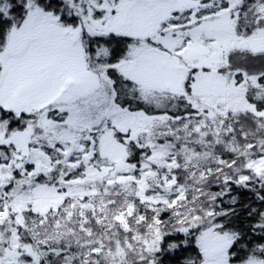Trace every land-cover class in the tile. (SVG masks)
<instances>
[{
  "label": "snow or ice",
  "instance_id": "1",
  "mask_svg": "<svg viewBox=\"0 0 264 264\" xmlns=\"http://www.w3.org/2000/svg\"><path fill=\"white\" fill-rule=\"evenodd\" d=\"M0 264H264V0H0Z\"/></svg>",
  "mask_w": 264,
  "mask_h": 264
}]
</instances>
